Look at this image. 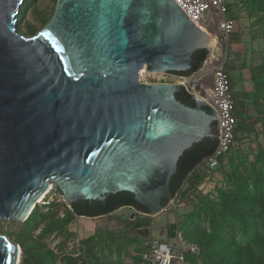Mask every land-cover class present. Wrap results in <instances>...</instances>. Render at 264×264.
Segmentation results:
<instances>
[{
    "label": "water",
    "instance_id": "1",
    "mask_svg": "<svg viewBox=\"0 0 264 264\" xmlns=\"http://www.w3.org/2000/svg\"><path fill=\"white\" fill-rule=\"evenodd\" d=\"M23 2L0 0V220L25 222L52 186L71 208L128 192L159 215L185 151L205 138L219 146L205 102L213 75H198L220 60L217 46L227 55L226 35L197 26L175 0H58L27 36L17 25ZM199 50L207 58L191 71ZM144 68L188 73L150 84ZM182 90L194 107L177 99ZM20 258L0 234V264Z\"/></svg>",
    "mask_w": 264,
    "mask_h": 264
},
{
    "label": "rangeland",
    "instance_id": "2",
    "mask_svg": "<svg viewBox=\"0 0 264 264\" xmlns=\"http://www.w3.org/2000/svg\"><path fill=\"white\" fill-rule=\"evenodd\" d=\"M57 1L24 0L17 15L19 30L27 36L37 34L52 18ZM229 2L235 34L264 42L260 2ZM214 51L221 54V46ZM263 71L264 61L251 68L252 81L264 77ZM145 76L141 75L142 82L147 81ZM158 77L182 81L172 73ZM256 84L248 102L238 101L243 105L237 111L238 122L248 131L243 133L238 126L232 149L215 173L204 174L200 166L199 181L194 185L187 178L159 215L124 207L104 217H78L60 190L52 186L25 222L0 220V234L21 247L20 264H148L146 255L154 240L161 237L172 242L179 233L212 243L214 257L233 252L235 264H246L245 246L252 247L264 261V89Z\"/></svg>",
    "mask_w": 264,
    "mask_h": 264
},
{
    "label": "built area",
    "instance_id": "3",
    "mask_svg": "<svg viewBox=\"0 0 264 264\" xmlns=\"http://www.w3.org/2000/svg\"><path fill=\"white\" fill-rule=\"evenodd\" d=\"M175 1L188 17L203 30L218 23L219 30L226 37L234 33L235 22L225 17L228 13L227 0ZM206 69L205 74L212 72L213 75V87L211 90L213 103L208 100H205V102L217 113L220 131L218 148L200 165H203L204 173L210 176L222 165L232 149L238 128V119L235 113L234 92L224 66L221 65L220 60H217L216 62L211 61ZM147 73L145 76L147 81L145 83H171V81H165L158 77L168 73L149 71ZM141 78L140 75L142 82ZM202 253V247L197 242L187 239L179 233L172 242L154 240L152 250L146 255V260L148 264H191L188 258L192 257L201 264Z\"/></svg>",
    "mask_w": 264,
    "mask_h": 264
},
{
    "label": "trees",
    "instance_id": "4",
    "mask_svg": "<svg viewBox=\"0 0 264 264\" xmlns=\"http://www.w3.org/2000/svg\"><path fill=\"white\" fill-rule=\"evenodd\" d=\"M256 4L260 2V10L264 13V0H253ZM208 55L207 50H199L197 51L192 57V68L191 71H196L201 66L202 62L206 60ZM188 72H180L174 73L177 75H186ZM264 73V71H263ZM254 84H262L261 87L264 89V77H255L253 80ZM259 82V83H258ZM256 84V85H257ZM264 96V90L262 91ZM177 99L184 103L187 106L194 107L195 104L191 98V95L186 91L182 90L177 93ZM235 104H236V117L237 111L239 108H242L243 105L239 104L238 100L235 97ZM238 119V117H237ZM239 123V122H238ZM239 130L243 133L248 131V127L244 125L243 122L238 124ZM218 146V137L215 138H205L202 141L194 144L190 149L185 151L183 156L180 158L177 166V172L171 179V191L173 195H176L181 187L184 184V181L190 178L192 184H196L199 181L197 178V172L200 168V164L209 156H211L215 149ZM199 173V172H198ZM203 174V172H202ZM205 174V173H204ZM167 201H163V205L166 206ZM123 207H130L134 208L135 210L141 213H148V210L143 207L142 205L138 204L134 196L128 192H120L115 195H108L106 198L105 204H102L99 201H87L82 204H73L72 205V212L74 215L78 217H86V218H98L101 216H106L113 214L118 209ZM245 226L246 221H245ZM192 241L197 242L203 250L202 257H201V264H235L233 252H229L226 255H221L214 257V247L212 243H209L206 240H200L199 238L190 237ZM261 246L264 250V242L262 241ZM206 247V248H205ZM209 247V248H208ZM206 249V250H205ZM211 251V254H210ZM243 252L245 254L244 260L246 264H264L263 257L258 254L252 247L245 246L243 248ZM188 260L192 264H200L197 259L189 257ZM238 263H240L241 259L238 258Z\"/></svg>",
    "mask_w": 264,
    "mask_h": 264
},
{
    "label": "crops",
    "instance_id": "5",
    "mask_svg": "<svg viewBox=\"0 0 264 264\" xmlns=\"http://www.w3.org/2000/svg\"><path fill=\"white\" fill-rule=\"evenodd\" d=\"M228 2V13L226 18L235 22L232 15L233 10H230V2ZM217 29L218 23L216 24ZM231 36V37H230ZM227 37L228 53L226 56L218 54L220 57V63L224 66V69L229 75L231 81V87L234 92V97L239 101L248 102L252 96V90L255 88V84L251 78V68L260 65L264 61V42L260 39L250 40L246 36H240L232 33ZM233 74L235 78L233 80ZM242 74V75H241ZM243 76L242 79H239ZM238 93L237 95L235 94ZM104 217V216H103ZM159 241H165L164 238H159Z\"/></svg>",
    "mask_w": 264,
    "mask_h": 264
},
{
    "label": "bare ground",
    "instance_id": "6",
    "mask_svg": "<svg viewBox=\"0 0 264 264\" xmlns=\"http://www.w3.org/2000/svg\"><path fill=\"white\" fill-rule=\"evenodd\" d=\"M147 72H148V71L144 68V69L141 70L140 74H141L142 76H144V75H147V74H148ZM49 191H50V190H49ZM49 191H48V193H49ZM48 193H46V195H47ZM46 195L42 196V197L39 199L38 202L41 203V202L43 201V199L46 197Z\"/></svg>",
    "mask_w": 264,
    "mask_h": 264
},
{
    "label": "flooded vegetation",
    "instance_id": "7",
    "mask_svg": "<svg viewBox=\"0 0 264 264\" xmlns=\"http://www.w3.org/2000/svg\"><path fill=\"white\" fill-rule=\"evenodd\" d=\"M216 131V133H217V135H218V131L217 130H215Z\"/></svg>",
    "mask_w": 264,
    "mask_h": 264
}]
</instances>
